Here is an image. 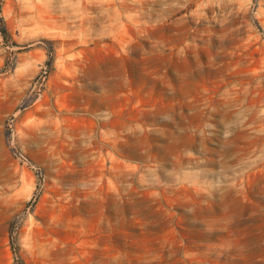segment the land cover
<instances>
[{"label": "rangeland", "instance_id": "1", "mask_svg": "<svg viewBox=\"0 0 264 264\" xmlns=\"http://www.w3.org/2000/svg\"><path fill=\"white\" fill-rule=\"evenodd\" d=\"M0 264H264V0H0Z\"/></svg>", "mask_w": 264, "mask_h": 264}]
</instances>
